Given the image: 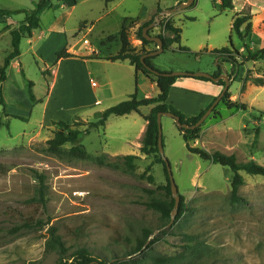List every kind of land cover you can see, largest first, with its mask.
I'll return each instance as SVG.
<instances>
[{"label": "rangeland", "instance_id": "374dc122", "mask_svg": "<svg viewBox=\"0 0 264 264\" xmlns=\"http://www.w3.org/2000/svg\"><path fill=\"white\" fill-rule=\"evenodd\" d=\"M38 1L0 0V7L35 9ZM187 2L77 0L74 3V0H68L62 3L54 0V7L41 15L46 37L39 46L48 49L54 45L70 53L85 50L94 55L100 48L110 47L109 51L116 53L120 46L115 42L119 41L122 23L125 18H131L128 25L133 27L130 32L132 47L138 51L143 48L157 51L156 43L143 46L136 34L140 25L162 14L159 26L149 30L148 34L158 37L162 22L170 20L182 30L181 46L193 54L178 51L177 45L165 50L153 57L154 66L161 71L213 76L218 72L219 63L211 51L229 47L231 36L234 46L245 55L248 49L254 53L264 49V0H233V10L222 9L221 0H194L183 8ZM173 9L177 11L171 12ZM22 11L11 17L21 20L22 14L25 16ZM164 12L171 13L164 15ZM241 12L252 16L251 34L244 42L237 34H232L233 19ZM65 17L67 43L56 41L51 44L48 38L53 35L47 33L48 26L55 18L64 21ZM7 44V39L1 40L3 51ZM28 48L25 43V51ZM198 53L200 55H194ZM4 55L0 54V65ZM23 61V70L11 69L9 82L4 92H0V264H58L63 259L65 264H72V255L79 248H86L105 264L130 262L141 258L128 254L137 245V240L143 238L144 229L153 231L145 245L152 254L177 257L185 252L188 244H204L213 253L206 264H264V177L242 173L245 178V185L239 189L242 202L232 204L231 169L190 153L175 121L163 117L165 157L179 196L184 197L185 213L177 221L179 207L169 225L160 230L161 213L147 208L144 203L170 204L174 197L164 190L167 185L164 168L154 163V156L142 155L136 162V170L126 173L101 167L94 161L70 159L65 154L57 156L46 151L44 139L29 145L32 136L52 139L59 130L57 123L65 122L72 125L73 130L82 132L81 144L92 156L131 154L136 151L132 144L137 142L144 123L142 116L137 113L111 116L105 129L92 130L89 135L84 133L89 121L82 119L43 124L37 109L31 121L12 117L8 115L9 111L20 110L28 114L29 110L24 103L18 105L9 87L26 89L28 94L31 81L37 84V93L42 95L48 89L45 80L54 68L28 53ZM220 64L228 77L232 67L227 63ZM64 70L75 72L76 64L68 59L60 76ZM257 78H264V61H251L240 67L238 77L230 80V101L244 105L246 110L236 111L221 102L200 127V138L193 146L208 152L233 153L241 162L252 160L264 166V86L254 84ZM63 81L60 77L55 93L70 101L68 97L74 96L73 89L78 94L79 78L72 82L73 86L68 84L69 88ZM86 81L82 80V87L88 91ZM127 99L122 95L107 97L98 110L105 111ZM147 113L149 108H142V114ZM121 136H128V141ZM70 148L67 144L63 152ZM148 167L150 171L144 175ZM38 175L46 177V205L34 201V198L39 200ZM151 177L153 181L149 179ZM30 218L34 228L13 232ZM50 228L57 230L56 234L68 249L63 259L58 253L47 250ZM198 264H203V258Z\"/></svg>", "mask_w": 264, "mask_h": 264}, {"label": "trees", "instance_id": "16d2710c", "mask_svg": "<svg viewBox=\"0 0 264 264\" xmlns=\"http://www.w3.org/2000/svg\"><path fill=\"white\" fill-rule=\"evenodd\" d=\"M59 2H65L67 0H57ZM77 0H74L76 2ZM188 0H186L187 2ZM216 1V0H214ZM54 0H39L36 4L34 10L30 11H22L21 13L25 14V21L24 24L18 28H15L11 31L12 43H11V52L6 57L4 61V65L0 68V84L7 81V71L10 67L11 61L21 56V43L26 38H32L33 32L40 29L41 27V15L46 10L52 9L54 6ZM221 7L224 10H233V0H221ZM161 10L158 9V13ZM15 14H20L19 11H11V10H0V18L4 17H11ZM132 21L131 18H125L122 27L119 31V42L121 43L120 51L112 55L110 57L105 58V60L111 62H126L128 61L132 66L136 68L137 73H142L147 76L153 83H156L159 94L153 98H145L139 99L136 94L132 95L128 100L113 106L101 113H97L95 115L94 121L88 122L86 125V130L84 133L89 135L92 130L105 128L108 119L111 116H118L123 117L126 115H130L132 113H137L141 115L144 120L147 122V128L144 133L141 153L142 155L149 157H155V164L163 165L167 185L164 187V190L172 196V186L170 183L168 170L166 167V163L160 155L159 151V144H158V137H159V128H158V114L159 113H167L171 112L174 115L178 116L183 124L187 125H195L208 111V109L212 106L214 101L211 105L205 109L201 114L198 116L188 117L183 112L179 111L173 105L168 103L169 94L171 89L174 87L176 81L180 78H188L185 77H171L165 76L164 74H169L171 72H164L157 69L153 64V58L145 59V65L142 63V57L146 54L151 53L152 51L144 50H137L132 47V43L130 40V32L133 29L132 25H128V22ZM155 21L153 18L151 21L140 25L137 32V38L142 41L143 46H149L154 44V42L148 41L143 36L144 28L148 27ZM252 30V16L248 13H238L235 15L232 23V34H237L239 40L242 42L251 34ZM181 33L182 30L174 25L173 22L170 20H165L161 24V32L158 35L159 38L162 39L164 43V49L167 51L171 49L173 46H178V51L184 52L187 54H193L191 51L181 46ZM150 35V34H149ZM211 54L214 55L219 63L218 72H216L213 76L215 78L221 76L223 74L221 64L220 63H227L230 64L232 67V72L228 75L229 79H236L238 77V71L240 67H242L245 63L254 61H264V49L258 51L257 53L252 52L250 49L247 50V54H243L240 50H238L233 42L232 36L230 39V46L225 47L222 49H215L211 51ZM196 56L200 55L194 54ZM75 57L73 54H70L66 50H62L57 53V61L62 59L72 58ZM160 73V74H157ZM198 80H202L205 82L213 83L219 87L224 88L226 82L224 80H220L219 82L215 83L214 81L208 78H196ZM245 79V83L246 80ZM245 83L243 88H245ZM254 84L256 86L263 87L264 86V78H257L254 79ZM34 83L29 81V88L28 94L29 98L32 102L36 101L35 93H34ZM2 93V90L0 89ZM223 103L228 108H235L236 111L246 110L244 105H240L237 103H233L230 101V93L229 91L225 94L224 98L222 99ZM220 102V103H221ZM1 103L4 104L3 100ZM152 109L148 115H143L141 113V108L143 107H150ZM219 106V105H218ZM217 106V107H218ZM216 107V108H217ZM215 108V109H216ZM215 111V110H214ZM213 111V112H214ZM15 118H18L15 116ZM76 120L80 119L78 117L75 118ZM1 125V124H0ZM57 126L59 130L54 133V137L46 142L47 149L46 151L53 153L57 156L64 155L69 157L70 159H78L83 161H94L97 165L101 167H107L112 170H122L126 173H132L136 170V162L141 160V157L129 155V156H119L115 157L116 160L112 161L111 157L107 155H101L97 157H93L87 149L81 144V139L83 136L82 132L79 130H73L72 125H69L65 122H58ZM179 129V128H178ZM186 147L188 151L194 155H197L199 158L205 161H209L215 165H220L222 167H226L231 169L233 172V179H232V192H231V202L232 204H238L242 202V198L239 196V189L245 185V178L242 173H246L251 176H260L264 177V166L256 163L255 161H244L241 162L238 160L235 154L226 155L220 151L215 152H208L200 147L193 146V144L200 138V128L197 129H179ZM70 144L71 148L67 152H63V148ZM150 171V167L147 168L144 175ZM144 175H142L144 177ZM37 178L39 179V200L42 204L46 205V177L43 175H38ZM153 181V178H149ZM181 197V204L179 209V214L176 218L178 221L185 213L184 209V197ZM144 205L149 209L157 210L162 215V226L161 229L167 227L169 222L171 221V214L173 209L175 208V199H172V203L164 204L160 202H146ZM33 220L28 219L22 226L17 227L13 232H19L22 229H32L34 228V224L32 223ZM49 240L47 242V250L54 251L58 253V255L63 259L64 255L67 254L68 249L66 248L62 238L56 234L57 230L55 228L49 229ZM153 234V231L149 229H144L142 237L137 240V245L130 251L128 256H140L141 258L137 260H132L130 262H117L115 264H198L200 259L203 258V264L207 263L212 257L211 248L209 246H205L204 244H197V245H187L185 246V252L179 256H168V255H161V254H152L149 252L151 249L145 245L147 240H149L150 236ZM192 243V240L189 241ZM73 262L72 264H105L104 262H100L97 258H95L89 250L86 248L78 249L72 255ZM58 264H65L64 259L59 262Z\"/></svg>", "mask_w": 264, "mask_h": 264}, {"label": "crops", "instance_id": "0c3cea01", "mask_svg": "<svg viewBox=\"0 0 264 264\" xmlns=\"http://www.w3.org/2000/svg\"><path fill=\"white\" fill-rule=\"evenodd\" d=\"M38 2H36V4ZM63 6L64 5H61V8H63ZM0 10H11V9L6 7H0ZM21 10L30 11L34 9H15L11 11H21ZM24 18L25 16L23 14L21 16V20L20 19L15 20L13 17L0 18V42L3 39L8 40L7 49L3 51L2 47H0V54L5 53V55L1 58L2 64L0 65V67L4 65V61L6 57L11 52V48H12L11 31L23 25L25 21L23 20ZM55 19H56L55 22L51 23L50 26H48L47 28V33L53 35L54 38L51 37L50 39L48 38V40L50 41L51 44L52 43L54 44L56 41L57 43L58 42L67 43L68 36H67V30L65 28V20L67 19V17L64 18V21H59L60 19L57 18ZM42 29H43V21L41 18L40 29L33 32L32 38H26L22 41L21 56L11 61L10 67L7 71V81L0 84V89L3 90L4 92V88L6 84L9 82V78H10L9 73L11 69H15L16 71L23 70L24 67L23 59L27 53L30 54L32 57L39 59L43 64L47 65L48 67L54 66L52 75L45 80V83L48 85V89L46 90V93L39 95L37 93L38 90L37 84L34 82L33 89H34L36 101L32 102L27 94L26 89H20L17 86H10L9 89L12 98L18 103V105L24 103L25 108L29 110V113L28 114L22 113L20 110H18V111H9L8 115L12 117L17 116L19 118L31 121L34 111L37 109V112L41 117L40 123L43 124L52 123L55 121H71L73 118L76 117L84 121L91 122L94 121L95 115L97 113H101L104 111V110L99 111L98 108L102 106L103 101L107 97L111 98L122 95V96H126L129 99L132 95L136 94L139 99H145V98L156 97L159 94V89L156 83H153L144 74L137 73L136 68L132 66L128 61L111 62L105 60V58L115 55L120 51L121 43L118 41V39L116 40L115 43H118L120 48L116 53H112L111 51H109L111 49L110 47H103L100 48L99 52L96 55L87 53L85 50H82L80 52L74 51L69 53L73 54L75 57L57 61V53L61 51L60 50L61 47H55L54 45H52L50 47L47 46L48 49H44V47L39 46L41 41H43L46 37V33L43 32ZM38 33H40L39 36H37ZM25 43H28L29 45L27 51H25L24 49ZM68 59H70L74 64H76V71L74 72V71L64 70L63 76H60V73H62L63 64ZM222 69H223V74H225L226 69L224 67ZM60 77H62V79L64 80L63 82L66 83L67 88H69L68 84H72L73 86V83H75L76 79L79 78V83L77 82L78 94L75 93L73 89L74 96L68 97L70 101L61 99L55 93V89L60 83ZM83 79H85V81L87 79L86 82L89 87L88 91H86L82 87L84 84L82 83ZM93 82H96L98 84L97 88H93L92 86ZM43 90L45 92V89ZM222 91H223L222 87H219L210 82H205L191 77L180 78L176 81L174 87L170 91L168 103L173 105L175 108L183 112L188 117L198 116L211 105V103L215 100V98L220 96ZM70 92L71 91H69L68 93ZM145 108H149V113H150L152 106ZM141 113H142V108H141ZM149 113L144 115H148ZM146 128H147V122L144 120L140 133L137 136V142L132 144L136 148V151H133V153L127 155H118L116 153L112 155L111 154H102V155H107L111 158H115L119 156H129V155L141 157L142 141ZM121 138L123 137L121 136ZM43 139L45 141L49 140V138L45 139V136H32L29 140L30 141L29 145L33 143V141L42 142L44 141ZM123 139H125V141H128L129 137L124 136ZM220 152L226 154L223 151ZM232 154H226V155H232ZM93 157H97V156H93Z\"/></svg>", "mask_w": 264, "mask_h": 264}, {"label": "water", "instance_id": "95a60500", "mask_svg": "<svg viewBox=\"0 0 264 264\" xmlns=\"http://www.w3.org/2000/svg\"><path fill=\"white\" fill-rule=\"evenodd\" d=\"M189 2H187L186 4H183L182 7L186 8L188 6H190L194 0H188ZM177 11L176 9H173L171 12H175ZM171 12H164V15L166 14H170ZM162 15V14H161ZM158 15L155 17V21L154 23L150 24L148 27L144 28L143 30V36L150 42H154L158 45V49L157 51H153L149 54H146L142 57V63L145 65V59L147 58H153L155 56L160 55L161 53H163L165 51L164 49V43L162 41L161 38L157 37V36H151L148 34L149 30L153 29V28H157L159 26L160 23V16ZM146 66V65H145ZM160 74V73H157ZM165 76H171V77H191V78H208L212 81H214L215 83L219 82L220 80H224L226 82L225 87L223 88L222 93L220 94V96L217 97V99L214 101V103L212 104V106L208 109V111L204 114V116L193 126L191 125H187V124H183L180 120V118L176 115H174L171 112H167V113H159L158 114V128H159V137H158V144H159V151H160V155L163 158V160L166 163V167L168 170V175H169V179H170V183L172 186V195L175 199V208L172 211V218L174 217V215L178 212V209L180 207V201H181V197L179 196V191L178 188L175 184L174 178H173V173H172V169L171 166L169 164V161L167 160V158L165 157V151H164V145H163V133H162V119L163 117H169L172 118L175 121L176 126L179 129H183V130H187V129H197L200 128L205 121L207 120V118L213 113V111L215 110V108L220 104V102L222 101V99L224 98L225 94L230 90V86H231V81L229 79V77H227L225 74H222L221 76L215 78L212 75L209 74H205V73H181V72H172L169 74H164ZM173 221V220H172ZM171 225V224H170Z\"/></svg>", "mask_w": 264, "mask_h": 264}, {"label": "built area", "instance_id": "2783aa9c", "mask_svg": "<svg viewBox=\"0 0 264 264\" xmlns=\"http://www.w3.org/2000/svg\"><path fill=\"white\" fill-rule=\"evenodd\" d=\"M86 44H89V41H85ZM93 88H97L98 84L96 82L92 83Z\"/></svg>", "mask_w": 264, "mask_h": 264}]
</instances>
